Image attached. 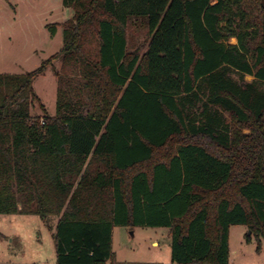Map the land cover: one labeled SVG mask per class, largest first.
<instances>
[{
  "label": "trees",
  "instance_id": "obj_1",
  "mask_svg": "<svg viewBox=\"0 0 264 264\" xmlns=\"http://www.w3.org/2000/svg\"><path fill=\"white\" fill-rule=\"evenodd\" d=\"M62 5L59 51L31 72L0 73V214L56 216V264L111 261L117 226L167 229L172 264H229L232 226L259 253L264 0ZM137 23L142 54L129 43ZM48 66L53 116L33 88Z\"/></svg>",
  "mask_w": 264,
  "mask_h": 264
},
{
  "label": "rangeland",
  "instance_id": "obj_2",
  "mask_svg": "<svg viewBox=\"0 0 264 264\" xmlns=\"http://www.w3.org/2000/svg\"><path fill=\"white\" fill-rule=\"evenodd\" d=\"M62 0H0V73L24 74L36 69L43 60L61 48L60 24L69 19ZM55 26L50 35L47 26ZM131 49L142 54L147 43L145 27L134 24L129 29ZM235 45L236 40L230 39ZM59 71L60 60L52 63ZM48 66L37 77L33 88L47 114H55L57 79ZM238 80V77L232 75ZM244 76L245 82H252ZM264 89V86H262ZM32 115L42 117L36 103ZM243 134H249L243 130ZM56 216L0 214V264H56L54 233ZM248 230L232 226L229 232V264H264V241L256 253V241L250 232V243L245 241ZM171 238L167 229L117 226L113 232L114 257L106 264H172ZM156 244V245H155Z\"/></svg>",
  "mask_w": 264,
  "mask_h": 264
},
{
  "label": "crops",
  "instance_id": "obj_3",
  "mask_svg": "<svg viewBox=\"0 0 264 264\" xmlns=\"http://www.w3.org/2000/svg\"><path fill=\"white\" fill-rule=\"evenodd\" d=\"M64 11H66V13L68 14L67 16L71 17V10L70 9H65L64 8ZM56 34V33H55ZM157 229H162V228H157ZM115 228L113 229V232H114ZM113 232H112V239H113ZM156 245V244H155Z\"/></svg>",
  "mask_w": 264,
  "mask_h": 264
},
{
  "label": "water",
  "instance_id": "obj_4",
  "mask_svg": "<svg viewBox=\"0 0 264 264\" xmlns=\"http://www.w3.org/2000/svg\"><path fill=\"white\" fill-rule=\"evenodd\" d=\"M248 235H250V232H248Z\"/></svg>",
  "mask_w": 264,
  "mask_h": 264
}]
</instances>
